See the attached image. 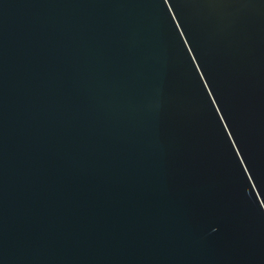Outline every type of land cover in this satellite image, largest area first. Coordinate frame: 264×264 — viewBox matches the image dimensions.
<instances>
[{"label": "water", "instance_id": "95a60500", "mask_svg": "<svg viewBox=\"0 0 264 264\" xmlns=\"http://www.w3.org/2000/svg\"><path fill=\"white\" fill-rule=\"evenodd\" d=\"M0 264H264V0H0Z\"/></svg>", "mask_w": 264, "mask_h": 264}]
</instances>
